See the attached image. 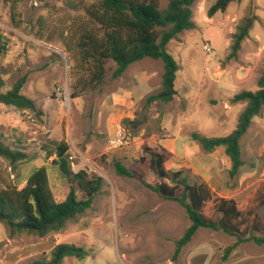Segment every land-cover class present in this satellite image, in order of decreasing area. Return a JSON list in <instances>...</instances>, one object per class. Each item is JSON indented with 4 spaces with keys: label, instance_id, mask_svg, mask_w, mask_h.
Here are the masks:
<instances>
[{
    "label": "rangeland",
    "instance_id": "obj_1",
    "mask_svg": "<svg viewBox=\"0 0 264 264\" xmlns=\"http://www.w3.org/2000/svg\"><path fill=\"white\" fill-rule=\"evenodd\" d=\"M156 1L164 10L170 0ZM216 1L196 0L191 7L194 29L183 31L167 46L178 66L176 96L169 103L148 104V97L161 90L163 73L162 62L149 58L131 64L117 79L112 78L115 63L108 60L101 85L78 98L69 96L79 78L87 75L76 66V43L80 29L88 22L85 9L98 0H0V33L9 40L6 55L0 56L2 92L24 79L21 93L36 107L30 111L0 104V143L25 155L13 167L0 158V191L21 189L35 170L44 167L57 202L66 198L70 187L82 198L76 183L51 166L53 158L45 162L42 146L50 141L67 142L80 153L85 161L77 159L74 167L70 165L73 173L86 169L103 180L91 208L59 232L43 238L24 234L10 238L0 224V264H31L48 258L61 244L86 252L83 260L67 258L62 264H182L180 254L175 260L173 255L176 242L190 223L177 203L146 188V184L160 182L154 156L165 151L169 154L166 170L180 168L181 178L189 185L206 186L212 215L214 201L226 199L235 188L223 149L208 153L197 143L200 148L193 150L196 156L192 150L180 149L192 144L194 133L206 138L231 134L245 104L232 105L229 98L242 90L255 92L264 70V0H238L209 18L207 11ZM14 3L15 20L10 12ZM245 19L252 21L248 37L241 42L237 58L229 60L232 37ZM206 44L211 47L209 53L204 49ZM117 126L131 137L128 148L110 144ZM239 145L244 186L238 199L248 210L253 192L264 185V125L258 116ZM115 163L131 176L119 175ZM192 163L202 169L211 164L216 168L210 184L214 188L193 172ZM219 217L214 214L216 220ZM218 235L224 241L223 254L230 246H240L237 236L222 230ZM263 237L249 231L241 243L245 254L262 255L264 244L259 247L252 238Z\"/></svg>",
    "mask_w": 264,
    "mask_h": 264
},
{
    "label": "trees",
    "instance_id": "obj_2",
    "mask_svg": "<svg viewBox=\"0 0 264 264\" xmlns=\"http://www.w3.org/2000/svg\"><path fill=\"white\" fill-rule=\"evenodd\" d=\"M236 1L238 0H217L208 9V17L224 12L229 4ZM195 2L196 0H170L164 10L159 9L156 0H98L87 7L85 14L88 22L80 29L76 43V66L87 75L79 78V84L72 87L70 98H78L87 89H95L102 84L106 61L115 63L112 78L117 79L131 64L149 58L162 62L163 73L161 90L158 94L148 97V104L172 101L177 94L175 80L178 66L169 54L167 46L183 31L194 29L191 7ZM10 12L15 20L18 16L15 3ZM251 25L252 21L245 19L242 25L238 26L232 37L227 57L229 60L237 58L241 42L248 37ZM8 45L9 40L0 33V56L6 55ZM23 85L24 79H19L10 90L2 92L3 84L0 79V104L18 110H36L33 100L21 93ZM256 85L255 92L242 91L230 99V104H245L231 134L220 138H206L195 133L191 136L192 140L197 141L208 153L217 148L223 149L231 164L230 178L235 177L243 165L239 141L264 106V70ZM42 151L45 162L53 158L51 166L56 167L69 182L76 183L83 196L79 198L75 189L70 187L66 198L57 202L50 189L45 168L35 170L21 189L13 187L0 191V224L7 228L10 238L21 234L43 238L52 232L61 231L66 224L91 208L94 197L102 188V178L88 170H80L77 173L71 171L66 142L50 141L42 146ZM0 158L13 167L17 162L24 160L25 155L0 143ZM168 160L169 154L165 151L155 154L153 162L160 182L157 185L145 186L160 198L177 203L190 223L176 242L173 260L199 229L222 230L235 235L239 238L236 244L244 242L243 238L249 231L264 234V185L253 192V205L251 204L248 210L244 209V203L219 199L214 201V213L210 215L208 203L212 199L206 186L189 185L181 178L180 171L166 170L164 165ZM115 169L119 175L131 176L118 163H115ZM260 209L262 214L256 212ZM214 214L220 215L218 220L214 218ZM252 241L260 246L264 244V237L252 238ZM235 246L237 245L228 247L226 253ZM85 257L86 252L82 248L61 244L54 247L48 258L35 260L31 264H62L67 258L80 261Z\"/></svg>",
    "mask_w": 264,
    "mask_h": 264
},
{
    "label": "crops",
    "instance_id": "obj_3",
    "mask_svg": "<svg viewBox=\"0 0 264 264\" xmlns=\"http://www.w3.org/2000/svg\"><path fill=\"white\" fill-rule=\"evenodd\" d=\"M232 97H230L229 100ZM232 105H235V104H232ZM224 108L227 110H230L229 105H224ZM243 109H244V106L242 110ZM258 117L260 118V123L264 125V106L262 107ZM191 143L192 144L187 145V147L185 145H182L180 150H190V151L192 150L193 151L196 148L197 149L200 148L199 145L198 146L196 145L198 143L197 141L192 140ZM164 148L167 151L171 150L170 148H168V146H165ZM195 152L196 151H193L192 154L196 156ZM226 158H227L226 159V166H227L226 170L228 173L230 170L231 164H230V160L228 159V157ZM50 159L51 158H49V160ZM241 159H242V151H241ZM181 160H183L186 163H189L187 162L186 158H181ZM190 165H191V169L193 170V172L197 174L198 176H200V178L202 179V181H204V183L209 184L210 186L212 182V179H211L212 174L213 173L217 174L216 168L212 164L211 166L205 165L203 169L195 167L193 163ZM242 168L243 167L239 169L240 170L238 171L239 173L232 179L233 186L235 188H233L232 191L226 195L227 197H224L227 200H233L234 202H240V199H238V197L241 194V188H243L244 186V170ZM178 171H180V168H178L176 172ZM262 180L264 181V178ZM25 181L21 184L22 187L25 185ZM211 188H214V187H211ZM199 230H203V231L199 232ZM199 230L193 236L191 241L180 252L179 257H180L182 264H264V252L262 255L260 254V256H257V254H249V253L245 254L246 252L243 249L244 244H240V246L239 245L235 246L229 253L225 252V254H223L222 251L224 249L223 248L224 241L222 237L218 235V231H212L208 229H199ZM195 238H196V241L192 243Z\"/></svg>",
    "mask_w": 264,
    "mask_h": 264
},
{
    "label": "built area",
    "instance_id": "obj_4",
    "mask_svg": "<svg viewBox=\"0 0 264 264\" xmlns=\"http://www.w3.org/2000/svg\"><path fill=\"white\" fill-rule=\"evenodd\" d=\"M204 49L207 53L211 52V47L205 45ZM131 137L126 133L124 129L120 126L115 127L111 134L110 144L114 148H128L130 146ZM67 143V142H66ZM68 144V143H67ZM68 161L72 167H74V162L80 159L82 162L85 161L80 153L73 147V145L68 144L67 151Z\"/></svg>",
    "mask_w": 264,
    "mask_h": 264
}]
</instances>
